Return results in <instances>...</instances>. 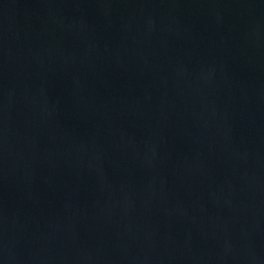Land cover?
I'll use <instances>...</instances> for the list:
<instances>
[{
    "label": "water",
    "instance_id": "water-1",
    "mask_svg": "<svg viewBox=\"0 0 264 264\" xmlns=\"http://www.w3.org/2000/svg\"><path fill=\"white\" fill-rule=\"evenodd\" d=\"M0 264H264V0H0Z\"/></svg>",
    "mask_w": 264,
    "mask_h": 264
}]
</instances>
